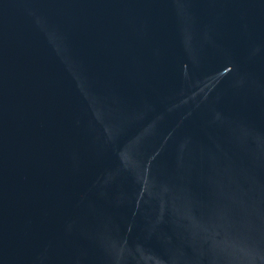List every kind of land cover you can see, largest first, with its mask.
<instances>
[{
	"label": "water",
	"instance_id": "1",
	"mask_svg": "<svg viewBox=\"0 0 264 264\" xmlns=\"http://www.w3.org/2000/svg\"><path fill=\"white\" fill-rule=\"evenodd\" d=\"M0 264H264V0H0Z\"/></svg>",
	"mask_w": 264,
	"mask_h": 264
}]
</instances>
